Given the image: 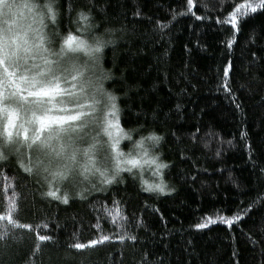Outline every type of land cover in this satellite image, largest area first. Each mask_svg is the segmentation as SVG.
I'll return each instance as SVG.
<instances>
[{"label": "trees", "instance_id": "obj_1", "mask_svg": "<svg viewBox=\"0 0 264 264\" xmlns=\"http://www.w3.org/2000/svg\"><path fill=\"white\" fill-rule=\"evenodd\" d=\"M242 2L196 0V7L189 10L186 0H98L104 13H94L97 23L116 30L117 41L104 50L103 69L114 77L105 88L121 98L120 123L125 130L142 126L144 135L154 131L164 137L160 152L171 165L165 180L175 191L146 193L139 179L124 173L123 182L107 186L104 193L64 205L41 198L44 189L12 161L3 169L7 178L0 175V214L14 191L18 196L14 218L33 228L15 230L22 237L19 243L0 245V264H29L36 245L35 264H135L144 253L152 264L161 260L164 264H264V14L242 20L231 48L227 46L234 35L231 25L217 23L234 10L233 4ZM66 24L61 20L59 35L51 37L54 51L63 45L60 36ZM158 24L169 27L160 29ZM71 29L75 32L76 25ZM51 31L49 26V36ZM228 61L233 68L225 77ZM226 79L240 109L221 87ZM126 91L131 98L125 104ZM197 127L198 140L193 144L190 136ZM242 133L247 135L242 138ZM181 148L188 159L181 158ZM112 199L121 201L129 221L142 219L141 226H128L129 233L138 237L135 246L121 242L119 230L102 212L94 211L101 202L111 207ZM246 207L251 209L250 218L245 216L231 229L220 223L201 230L195 227L217 212L244 216L241 210ZM97 216L99 228L93 227ZM37 234L50 235L57 243L39 241ZM101 235L111 239L82 250L68 247Z\"/></svg>", "mask_w": 264, "mask_h": 264}, {"label": "snow or ice", "instance_id": "obj_2", "mask_svg": "<svg viewBox=\"0 0 264 264\" xmlns=\"http://www.w3.org/2000/svg\"><path fill=\"white\" fill-rule=\"evenodd\" d=\"M186 3L189 10L196 7V0H186ZM232 7L234 10L223 20L217 19V23L230 24L234 31L228 48L236 42L235 34L239 33L244 18L264 14V0H243ZM94 13H104L98 0H63V3L61 0H0V175L7 178L3 169L15 161L26 178L44 189L41 198H51L64 205L75 199L87 201L94 193H104L107 186L123 182L121 174L125 172L134 180L139 179L142 191L169 195L175 189L165 180V172L171 165L163 160L160 152L164 137L154 131L144 135L142 126L125 130L120 123L121 98L105 88V82L114 77L103 69L102 59L104 50L117 43L113 39L116 30L101 27ZM135 15L140 16L139 8ZM175 18L173 13L172 19ZM196 19L207 17L196 16ZM61 20L67 21L65 34L60 36L63 45L54 51L50 47L51 37L59 35ZM72 24L76 25L75 32ZM49 26L51 36L47 32ZM158 27L164 29L169 25L158 24ZM80 54L86 59L82 60ZM232 68V62L228 61L225 77ZM221 87L240 109L239 99L227 79ZM131 91L136 94L135 89ZM130 98L126 91L123 102L126 104ZM199 131L197 127L190 136L193 144L198 140ZM246 135L242 133V138ZM123 140L132 146L128 152L121 149ZM85 143L87 147H82ZM33 149L37 153L35 159L31 156ZM180 151L181 158L188 159L183 155L185 149ZM145 171L154 177L151 182L144 178ZM117 177L121 179L118 181ZM17 211L18 196L13 191L7 198L6 211L0 214V245L7 247L8 241L19 243L22 237L15 230L33 228L14 218ZM94 211L102 212L119 230L121 242L131 241L134 246L138 243V237L129 233L128 226L139 227L142 219L133 217L129 221L121 201L112 199L111 207L101 202ZM241 211L244 216L240 212L231 216L220 212L205 216L195 227L201 230L220 223L231 229L249 216L251 209L246 207ZM96 220L93 227L99 228L100 217ZM37 235L39 241L57 243L50 235ZM110 239L109 235H101L88 243H69L68 247L82 250ZM38 252L39 245H36L29 264H35L32 257ZM135 264H152V261L144 253ZM159 264H164L163 260Z\"/></svg>", "mask_w": 264, "mask_h": 264}, {"label": "rangeland", "instance_id": "obj_3", "mask_svg": "<svg viewBox=\"0 0 264 264\" xmlns=\"http://www.w3.org/2000/svg\"><path fill=\"white\" fill-rule=\"evenodd\" d=\"M36 26L38 27L39 25H36ZM80 55H81V59L82 60L83 59H86V57L83 54H80ZM52 58L55 59V57H52ZM102 139L106 141L107 140V137H102ZM81 146L82 147H87V144L85 143V144H82ZM106 147H107V145H105V148ZM131 147L132 146L129 144V142L127 140H123L121 142V149L123 151L128 152L131 149ZM36 155H37V153H36L35 149H33L32 152H31L32 158L35 159ZM122 174H124V173H122ZM144 178L145 179H148L150 182L154 179V177H152L151 174H150V172H148V171H145Z\"/></svg>", "mask_w": 264, "mask_h": 264}]
</instances>
